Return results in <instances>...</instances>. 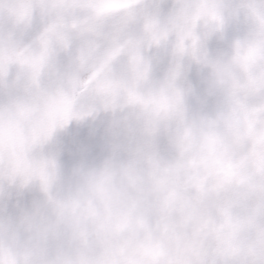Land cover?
Listing matches in <instances>:
<instances>
[{
    "label": "clouds",
    "instance_id": "1",
    "mask_svg": "<svg viewBox=\"0 0 264 264\" xmlns=\"http://www.w3.org/2000/svg\"><path fill=\"white\" fill-rule=\"evenodd\" d=\"M0 264H264V0H0Z\"/></svg>",
    "mask_w": 264,
    "mask_h": 264
}]
</instances>
